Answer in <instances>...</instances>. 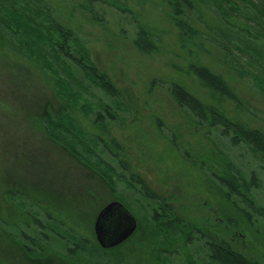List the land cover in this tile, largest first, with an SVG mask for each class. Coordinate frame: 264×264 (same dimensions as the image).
<instances>
[{"label":"rangeland","instance_id":"374dc122","mask_svg":"<svg viewBox=\"0 0 264 264\" xmlns=\"http://www.w3.org/2000/svg\"><path fill=\"white\" fill-rule=\"evenodd\" d=\"M44 2L54 10L13 0L11 5L22 10L18 17L7 6L0 7V217L17 242L0 248V264H35L55 254L63 264H93L67 250L78 238L93 240L96 207L77 201L69 208L60 202L58 193L63 189L54 182L57 174L66 180H73V174L84 177L81 164L109 179L113 195L133 211L144 244L153 238L161 246L155 256L162 258V264H209V238L198 233L205 231L199 224L190 225V217H180L185 211L191 214L187 206L194 209L199 204L200 214L207 208L226 213L231 230L246 236L243 256L253 262L262 259L264 264V159L244 143L233 145L220 129L196 123L169 92L172 83L178 84L204 105L218 108L228 120L264 132V90L255 86L253 64L247 65L250 78L240 80L225 70L222 53L206 40L200 42L202 51L190 52L185 41L182 48L163 0H112L108 6L94 7L93 21L76 6L79 1ZM27 5L29 15L42 22L38 27L26 21L23 6ZM202 16L206 24H213L206 14ZM51 18H58L77 35V44H71L75 50L68 53L76 60L84 57L86 69L65 56L56 66L40 59L39 46L48 43L41 26ZM3 20L6 28H1ZM243 21L231 24L240 29L246 26ZM138 23L149 30L157 51L144 53L134 47ZM260 28L255 27L264 36ZM240 55L246 58L245 53ZM190 63L225 77L247 110L214 98L188 71ZM100 76L115 89L111 97L101 89ZM49 113L71 117L54 125L51 137L44 120ZM60 125L61 130L56 129ZM224 172L257 184L249 197L254 211L225 198L216 180ZM20 180L24 192L17 190ZM38 183L48 189L27 190ZM158 206L169 213L162 220L173 223L181 236L175 235L172 241L164 236L162 221L155 219L162 214ZM192 219L204 222L203 217ZM156 230H162V236ZM1 241L6 240L1 237ZM111 257L108 264L116 263ZM124 264L132 263L124 260ZM135 264H147V258Z\"/></svg>","mask_w":264,"mask_h":264},{"label":"trees","instance_id":"16d2710c","mask_svg":"<svg viewBox=\"0 0 264 264\" xmlns=\"http://www.w3.org/2000/svg\"><path fill=\"white\" fill-rule=\"evenodd\" d=\"M12 1L13 0H0V7L6 9L7 6L14 15L20 17V11L22 10L17 9L15 4L11 5ZM22 1L32 6L43 4L54 10L52 6L45 4L44 0H40L41 2L39 0ZM69 1L72 3L79 1L76 6L82 11L84 10L92 21L96 19L93 14V10L96 5L108 6L109 3H112V0H82L83 3H81L80 0ZM163 2L166 5V8L169 7L168 12L177 32V43H180L182 48H185L183 46L185 41L187 44L186 48H188L190 52L202 51L203 49L201 43L206 40L222 53L221 61L225 70L228 73H232L234 77L240 80H247L250 78L251 74L249 73L247 65L253 64V72L256 74L255 78L257 82L255 83V86L264 90V36L259 32V30L255 29V27L260 28L261 26L264 28V0H163ZM28 5L27 7L23 6V10L26 13V21L31 23L33 26L38 27V25L42 22L39 23L37 21L39 17L36 15H29L27 11L29 9ZM202 14H206L208 18L211 19L213 23L211 26L206 24V21H202ZM253 18L254 21H250ZM233 20H245L243 22H245L247 27L243 24L241 25L242 28L234 29V26L231 24V21ZM201 23L204 25V28L206 27L207 31L200 28L199 24ZM5 26L6 20H3L1 28H6ZM41 30L47 33L48 38V43L39 46L41 60L47 59L49 62L53 63L54 66H56L58 65L59 59L65 56L72 62H75L74 64L78 68L86 69V66L83 63L84 57L82 58L80 56L76 60L77 56L74 57L72 54L68 53V51L72 52L75 50L71 49V44L74 46L78 41L77 35L73 32L70 26H65L58 22V18H51L50 21H47V24H43L41 26ZM135 34L136 38L133 45L136 49L144 53L157 51V46H155L153 36L150 34L148 29L138 23V29ZM9 41L10 43L8 47L12 49V38H10ZM0 43H2L1 37ZM240 52L246 54L243 55L246 56L245 59L240 57L242 56L240 55ZM238 53L240 56L236 55ZM188 71L197 79L199 84L204 89L213 95L214 98H223L247 110L246 104H243L234 94L229 82L221 74H215L208 68L195 63H190L188 65ZM100 87L106 95L111 97L114 94L115 89L110 84L109 80L103 76H100ZM169 92L171 98L177 106L186 109L191 114L192 118L196 120V123L204 124L212 129H220L226 137L230 138V142L233 145L244 143L250 146L256 156H262L264 159V132L260 130H252L245 127L242 123L231 119L228 120L219 112L218 108L204 105L178 84L172 83L169 87ZM63 94L64 93H62L60 97L63 98ZM49 115L50 116L46 115L44 120H46L45 122L48 124V127L45 129L50 134V137L53 134L52 128L54 125L71 118L67 115L63 116L62 113L59 114L58 117L52 116L51 113H49ZM108 118L112 119L110 113H108ZM61 126L62 125L56 126V129L61 130ZM14 173L16 172L14 171ZM216 180L224 190L226 199L236 200L237 203H244L248 209L252 211L255 210L252 202L249 201L251 189L255 188L257 185L255 182L254 184H248L240 178H236L233 174L230 176L227 175L226 172H224L221 176L216 177ZM106 181L109 182V179L106 178ZM20 182L21 184L24 183L21 180ZM17 186V190L24 192V188L22 187L24 184L20 185V183H18ZM32 188L35 192L42 190L40 189L41 187L35 185L29 187V189L27 188V190L30 192L32 191ZM39 197L44 198V196ZM45 198L48 200L49 197L45 196ZM68 207L70 208V205H68ZM70 213L75 214L73 210ZM182 214L185 218L190 217L187 218L190 221V225L194 226L199 224V226L201 225V229L205 227V225H202L204 222L201 224L200 222H195L192 219L194 215L192 216L189 213L186 214V211L182 212ZM167 216H169V213L162 212V219H168L166 218ZM162 223L165 228L164 236L166 238L172 241L175 235L181 236L177 227L173 223L169 222L168 224V222H164L163 220ZM5 225L6 220L0 217V238L2 237L6 240L4 244L3 241L0 242V248H6V242L9 241L12 245L17 243L14 238H12L13 236L6 232ZM192 231L195 233L196 229H192ZM157 233L159 234V231ZM198 233H202L207 237V235L202 231L200 232L198 230ZM204 239L207 241V238ZM95 244L96 243L93 240L86 241L78 238L71 244L73 245L72 248L67 251L74 257H85V259H88V262L93 264H108L112 257H105V255H102L103 253L96 247ZM1 253H3V251H1ZM213 258L218 264H245L237 257L223 253L217 248L216 244ZM59 259L62 261L60 255ZM27 260L30 261L31 259ZM25 262L31 264L30 262L33 261ZM114 264L116 263L114 262Z\"/></svg>","mask_w":264,"mask_h":264},{"label":"flooded vegetation","instance_id":"af4514ba","mask_svg":"<svg viewBox=\"0 0 264 264\" xmlns=\"http://www.w3.org/2000/svg\"><path fill=\"white\" fill-rule=\"evenodd\" d=\"M72 158V156H70ZM73 159V158H72ZM80 166L81 170L86 173V177L82 174L72 175L71 179L67 177L68 180L64 179L65 176L61 178L58 174L56 177V181H54L56 184H59L61 188L63 189V192L58 193L61 196V203L64 205H70L72 209V205L78 201V203H81V205L84 203L87 205V203L94 204L96 207V214L94 216V219L92 222V235H93V241L96 243V247L101 250L103 253H108L109 256H114L116 259V264H124V260H130L132 264L140 262V259L146 257L147 258V264H162V258L155 256L156 253H158V250H160L159 245L156 244V242L153 241V238L148 239V245L144 244L143 241V234L138 235V222L136 217L133 214V211L127 206V204L124 202V200L118 196L113 195L111 191L112 185L110 182H107L105 178H103L101 175H99L95 170L91 169L89 166L85 165H78ZM123 168V167H122ZM26 177V176H25ZM87 178V179H86ZM131 180L132 176L130 177ZM129 180V181H131ZM26 180L24 179V182ZM74 184H72V182ZM135 182V181H134ZM128 184L130 182H127ZM21 185V184H20ZM38 187H43L44 189H48V187H44L42 183L34 184ZM131 188H134L133 185H131ZM137 188H134V192L138 194ZM86 190V191H85ZM77 191V192H76ZM143 191V190H142ZM144 193V191H143ZM151 199H154L152 197ZM117 202L121 204L127 211L130 213L135 221H136V229L133 232V234L123 243L120 245H117L116 247L109 248V249H102L97 244L94 232H93V225L95 222V218L97 214L105 208L110 203ZM200 205H197L194 209L188 207L187 210L190 212L192 216L194 215L195 218H204V223L202 225H205L203 227L204 233L207 235L208 239V245L206 247L207 250V257L209 259V264H218L216 260L213 258L215 244L217 245V248L220 249L223 253H227L230 255H233L237 257L239 260L242 261V263L245 264H263L262 259L259 261L253 262L246 256L243 255L247 251V248L244 244L245 235L240 234L238 232L232 231L230 227V222H228V215L226 213L217 211L215 208H207V211H205L203 214H200ZM202 206V205H201ZM199 207V208H197ZM182 211L184 210L182 207H180ZM158 209L162 213V207L158 206ZM178 213V212H177ZM181 214V213H179ZM161 218H155L156 220L162 221V214L160 216ZM181 219H185L183 217V214L180 215ZM226 219V220H225ZM158 232V230H156ZM162 236V230L159 231V235ZM241 243V245H233V242L236 240ZM241 248V249H239ZM58 254L53 255V259L48 258L45 260H39L36 261L35 264H61L62 262H59V258H56ZM24 258L25 256L22 255ZM142 257V258H141ZM29 264V263H28Z\"/></svg>","mask_w":264,"mask_h":264},{"label":"water","instance_id":"95a60500","mask_svg":"<svg viewBox=\"0 0 264 264\" xmlns=\"http://www.w3.org/2000/svg\"><path fill=\"white\" fill-rule=\"evenodd\" d=\"M134 217L119 203L113 202L96 216L94 237L102 249H109L126 241L135 231Z\"/></svg>","mask_w":264,"mask_h":264}]
</instances>
